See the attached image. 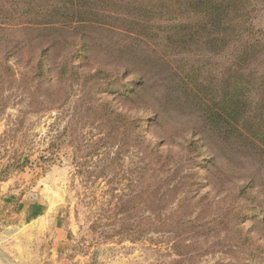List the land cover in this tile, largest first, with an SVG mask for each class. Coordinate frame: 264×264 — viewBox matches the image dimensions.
I'll use <instances>...</instances> for the list:
<instances>
[{"label": "rangeland", "instance_id": "1", "mask_svg": "<svg viewBox=\"0 0 264 264\" xmlns=\"http://www.w3.org/2000/svg\"><path fill=\"white\" fill-rule=\"evenodd\" d=\"M12 1L27 3L0 0V11ZM252 1L254 24L264 30V0ZM2 16L0 183L25 189L27 201L46 210V224L58 223L67 249L53 259L49 231L44 264H264V160L207 133L174 77L187 63L216 72L231 52L178 49L115 20L90 34L85 69L103 66L122 85L144 83L132 100L107 96L128 120L143 121L125 147L122 132L108 139L102 115L75 117L85 89L68 98L62 87L27 82L45 59L41 51L65 55L78 37L63 49L41 19ZM252 71L264 75V57ZM91 96L101 99L96 89Z\"/></svg>", "mask_w": 264, "mask_h": 264}, {"label": "trees", "instance_id": "2", "mask_svg": "<svg viewBox=\"0 0 264 264\" xmlns=\"http://www.w3.org/2000/svg\"><path fill=\"white\" fill-rule=\"evenodd\" d=\"M255 7L252 0H27L22 4L9 2L0 14L13 17L14 22L27 17L28 24H35L30 18L41 19V25L57 36L55 40L63 49L67 37H78L65 49L69 50L65 55L61 49L54 55L41 51L45 59L37 62L34 73L27 72V82L32 80L50 92L62 87L68 98L75 88L85 89L87 97L85 93L77 104L75 117L80 121L85 114L102 115V123L111 133L108 139L114 140L115 134L122 132L120 140L125 147L143 121L128 120L115 110L113 102L117 97L132 100L139 96L144 83L135 79L133 84L122 85L103 66L94 73L85 69L93 57L86 40L90 34L107 29L110 25L106 20H115L122 23L125 32L139 31L178 49L203 47L220 55L231 52L230 63L216 72L200 63H187L174 75L177 87L200 115L207 133L264 160V75L252 71L264 57V30L254 24ZM2 64L8 72L13 69L9 61ZM47 73L51 77L42 82ZM94 89L101 98L98 103L88 98ZM109 95L115 98L113 102L107 99Z\"/></svg>", "mask_w": 264, "mask_h": 264}, {"label": "crops", "instance_id": "3", "mask_svg": "<svg viewBox=\"0 0 264 264\" xmlns=\"http://www.w3.org/2000/svg\"><path fill=\"white\" fill-rule=\"evenodd\" d=\"M19 191L0 183V264H44L40 251L49 231L51 255L58 258L67 249L58 223L48 226L46 210Z\"/></svg>", "mask_w": 264, "mask_h": 264}]
</instances>
